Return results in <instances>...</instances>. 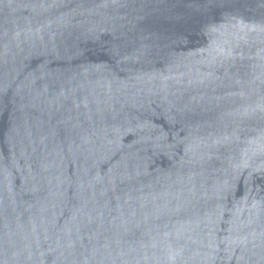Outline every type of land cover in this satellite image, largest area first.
Segmentation results:
<instances>
[{
    "label": "water",
    "instance_id": "1",
    "mask_svg": "<svg viewBox=\"0 0 264 264\" xmlns=\"http://www.w3.org/2000/svg\"><path fill=\"white\" fill-rule=\"evenodd\" d=\"M0 264H264V0H0Z\"/></svg>",
    "mask_w": 264,
    "mask_h": 264
}]
</instances>
